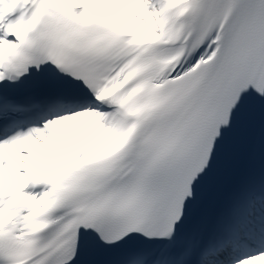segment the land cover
Instances as JSON below:
<instances>
[{
  "label": "snow or ice",
  "instance_id": "6c2138e0",
  "mask_svg": "<svg viewBox=\"0 0 264 264\" xmlns=\"http://www.w3.org/2000/svg\"><path fill=\"white\" fill-rule=\"evenodd\" d=\"M0 264H264V0H0Z\"/></svg>",
  "mask_w": 264,
  "mask_h": 264
}]
</instances>
